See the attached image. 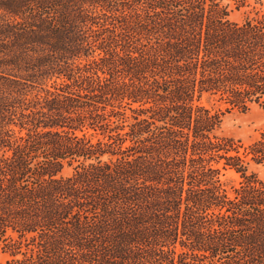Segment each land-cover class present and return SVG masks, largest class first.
<instances>
[{"label":"trees","instance_id":"obj_1","mask_svg":"<svg viewBox=\"0 0 264 264\" xmlns=\"http://www.w3.org/2000/svg\"><path fill=\"white\" fill-rule=\"evenodd\" d=\"M224 1L0 0L4 264H264V127L217 135L264 111V10Z\"/></svg>","mask_w":264,"mask_h":264},{"label":"rangeland","instance_id":"obj_2","mask_svg":"<svg viewBox=\"0 0 264 264\" xmlns=\"http://www.w3.org/2000/svg\"><path fill=\"white\" fill-rule=\"evenodd\" d=\"M239 1V0H236ZM230 9L229 20L233 22H241L245 17H251L255 11L264 10V0H247V6L236 9V2L233 0H225ZM217 105V104H216ZM225 106H221L223 111ZM264 127V111L256 106H253L249 111L241 113L233 110L225 113L222 117V122L217 131L220 137L232 138L241 141L247 145L254 140L259 131ZM251 171L264 180V164L252 165ZM223 181L237 184L238 177L233 172H225L221 178ZM9 259L8 255L0 250V264H4Z\"/></svg>","mask_w":264,"mask_h":264}]
</instances>
